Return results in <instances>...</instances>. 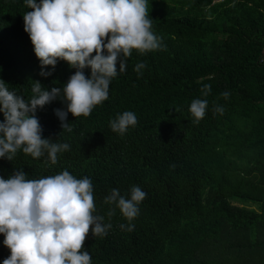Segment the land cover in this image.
Returning a JSON list of instances; mask_svg holds the SVG:
<instances>
[{"label":"trees","instance_id":"trees-1","mask_svg":"<svg viewBox=\"0 0 264 264\" xmlns=\"http://www.w3.org/2000/svg\"><path fill=\"white\" fill-rule=\"evenodd\" d=\"M147 10L160 47L133 50L124 72L117 63L108 99L87 117L69 113L71 132L55 114L66 110L62 94L38 108L42 138L69 149L55 164L47 152L18 150L0 158V178L21 170L26 179L65 170L89 178L93 215L111 224L103 236L88 234L82 250L91 264H264V0H147ZM28 11L26 0H0V79L26 102L35 81L62 89L77 71L64 60L42 69L24 31ZM83 72L90 77V68ZM194 99L208 101L199 123L189 111ZM126 111L137 124L113 132L110 122ZM134 186L146 197L128 231L104 199L113 189L130 198ZM3 241L0 234V264L10 255Z\"/></svg>","mask_w":264,"mask_h":264},{"label":"clouds","instance_id":"clouds-1","mask_svg":"<svg viewBox=\"0 0 264 264\" xmlns=\"http://www.w3.org/2000/svg\"><path fill=\"white\" fill-rule=\"evenodd\" d=\"M32 11L23 15L24 31L29 35L41 67H55L58 60L66 61L77 71L64 87L42 88L35 81L30 102L9 91L0 79V158L13 159L18 150L32 158L45 152L52 164L57 154L69 149L67 143H53L42 138V128L36 117L57 97L63 96L65 109H56L62 130L72 131L68 114L74 118L91 115L93 108L108 99L109 85L118 71L124 72L127 58L133 50L141 54L160 47L159 38L151 31L147 0H26ZM106 52V54H105ZM123 57V59H122ZM143 63L135 67L139 72ZM90 68L86 77L83 69ZM41 75H51L41 71ZM210 85H204L207 96ZM227 98L228 92L222 93ZM208 101L194 99L189 111L194 123L204 118ZM216 106L214 113L223 114ZM131 111L110 122L113 132L123 135L137 124ZM146 193L140 187L130 190V198L113 189L104 203L114 204L129 221L128 231L134 230L131 221L139 212L138 205ZM96 211L92 181L77 179L65 170L54 176L26 179L21 170L10 178H0V234L10 255L3 264H91V256L84 249L89 233L103 236L111 224H103ZM114 209L109 211L112 216ZM122 229L125 225L120 226Z\"/></svg>","mask_w":264,"mask_h":264}]
</instances>
